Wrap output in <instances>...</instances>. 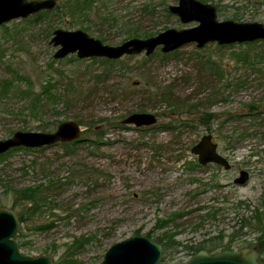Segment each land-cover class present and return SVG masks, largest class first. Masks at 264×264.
<instances>
[{
    "label": "rangeland",
    "instance_id": "374dc122",
    "mask_svg": "<svg viewBox=\"0 0 264 264\" xmlns=\"http://www.w3.org/2000/svg\"><path fill=\"white\" fill-rule=\"evenodd\" d=\"M76 1L56 0L53 11L0 27V141L17 132L52 134L65 122L81 128L78 144L0 157V209L22 217L21 253L54 264H102L115 244L149 233L163 244L159 264H186L196 255L189 248L214 239L230 250L199 252L258 253L264 220L240 239L231 235L241 217H251L239 203L257 204L264 192V159L252 157L264 149L256 133L264 132V119H248L264 112V41L203 49L194 43L109 62L55 60L56 30L119 46L199 26L170 13L179 0ZM198 1L215 7L219 22L238 12L236 22L264 24V0ZM144 113L158 123L124 124ZM209 134L230 171L202 167L192 154ZM241 171L250 180L237 186ZM27 191H34L35 206L22 199Z\"/></svg>",
    "mask_w": 264,
    "mask_h": 264
},
{
    "label": "water",
    "instance_id": "95a60500",
    "mask_svg": "<svg viewBox=\"0 0 264 264\" xmlns=\"http://www.w3.org/2000/svg\"><path fill=\"white\" fill-rule=\"evenodd\" d=\"M55 7L56 0H0V27L13 20L28 19L42 12L53 11ZM169 11L178 16L183 24L198 22L199 26L182 31L168 30L148 39H131L119 46L104 45L82 31L56 30L51 40V44L58 48L54 59L65 60L71 55H76L79 60L102 58L116 61L125 56L141 54L149 57L158 48H161L163 54H169L194 43L197 48L203 49L211 43L229 46L264 41V24L239 23L233 20L219 22L216 8L198 0H179V5L170 6ZM157 123L155 115L146 113L134 114L124 120L125 125H134L137 128L153 127ZM80 136V125L75 122L62 123L52 134L17 132L12 138L0 141V156L16 148L41 149L57 144H69L79 141ZM191 152L198 158L202 167L216 165L225 171L232 169L230 161L218 152V145L211 134L204 136ZM249 180L250 174L241 171L234 184L244 186ZM19 225L18 217L13 211L0 209V264H54L48 257H31L21 253L16 242ZM162 257V245L152 239L137 236L112 246L102 264H159ZM186 264L264 263L259 260L256 248H252L218 254L201 251Z\"/></svg>",
    "mask_w": 264,
    "mask_h": 264
},
{
    "label": "trees",
    "instance_id": "16d2710c",
    "mask_svg": "<svg viewBox=\"0 0 264 264\" xmlns=\"http://www.w3.org/2000/svg\"><path fill=\"white\" fill-rule=\"evenodd\" d=\"M76 2L77 3H83V5L84 4H88L87 1L81 2V1L77 0ZM77 3H76V6L74 8L75 10L80 8V7H78L79 4H77ZM74 9L72 11H75ZM241 19H242L241 15L238 12H235L233 17H232V20L233 21H239ZM258 43L259 42L247 43V45L248 46H253V45H256ZM221 47L222 48H233V45L221 46ZM164 57H167V55H164ZM95 59L96 58H93L92 60H95ZM75 60L77 61L76 58H75ZM105 61L109 62V60H105ZM248 119L250 121H255V122L262 121V119H264V112H260V111L252 112L251 114H249ZM246 132H247V129H246ZM256 133L260 134V138L264 142V132L256 131ZM80 142H81V140L75 141L73 143L61 144V145L69 146L70 144H74V143L78 144ZM17 149H21V148H16V149H13V150H17ZM42 149H46V148H42ZM13 150H11V151H13ZM11 151H9L8 153H10ZM8 153H6V154H8ZM2 156H0V157H2ZM252 157L259 158V159H264V149L253 153ZM34 194H35L34 191H31V192L27 191V192H23L21 194L22 195V199H24L25 201H28V204L31 205V207L35 206L37 204ZM238 208L239 209H244L248 213H251V217L250 218H246V217H241L240 218V222H239L240 228L238 229L236 234L233 233L231 235V239H234V238L240 239V237L242 235H245V233L242 234V235H238L239 233H243V231H245V229L251 230L253 228V226H254V222L260 223V222H262L264 220V192L262 193L261 197L258 199L257 204L240 202L239 205H238ZM33 211H35V210H33ZM19 220H20V223L23 224L22 217L19 216ZM152 237L153 236H152L151 233L147 234V238L152 239ZM154 241L163 246L162 241L159 238L155 239ZM258 241L259 242H256V247H257V250H258V254L261 257V260H262L261 262L264 263V250H261L263 248V246H264V244L261 242V241H263V239H261V241L260 240H258ZM206 243L207 244H205V242H204V244H201L200 246L189 248V250L192 251V255L197 254L200 251L199 250L200 248H201V250L206 249L209 252H215V251H218L220 249H222V250H230L229 244L228 245L225 244L223 242V240L214 239V240H211V242H206ZM22 248H23V246L20 244V250Z\"/></svg>",
    "mask_w": 264,
    "mask_h": 264
}]
</instances>
